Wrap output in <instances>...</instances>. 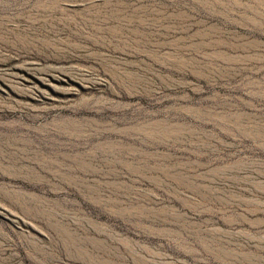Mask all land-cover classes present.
<instances>
[{"label": "rangeland", "instance_id": "1", "mask_svg": "<svg viewBox=\"0 0 264 264\" xmlns=\"http://www.w3.org/2000/svg\"><path fill=\"white\" fill-rule=\"evenodd\" d=\"M0 264H264V0H0Z\"/></svg>", "mask_w": 264, "mask_h": 264}]
</instances>
